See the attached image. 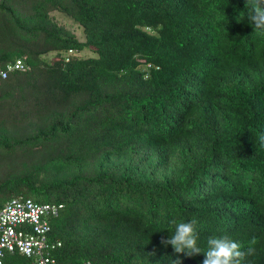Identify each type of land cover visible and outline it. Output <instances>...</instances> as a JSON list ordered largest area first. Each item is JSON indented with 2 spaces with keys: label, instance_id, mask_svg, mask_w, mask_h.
<instances>
[{
  "label": "trees",
  "instance_id": "16d2710c",
  "mask_svg": "<svg viewBox=\"0 0 264 264\" xmlns=\"http://www.w3.org/2000/svg\"><path fill=\"white\" fill-rule=\"evenodd\" d=\"M245 5L0 0V208L62 204L57 264H202L161 244L192 219L202 251L255 239L264 264V31Z\"/></svg>",
  "mask_w": 264,
  "mask_h": 264
},
{
  "label": "built area",
  "instance_id": "2783aa9c",
  "mask_svg": "<svg viewBox=\"0 0 264 264\" xmlns=\"http://www.w3.org/2000/svg\"><path fill=\"white\" fill-rule=\"evenodd\" d=\"M72 53L73 50L71 49ZM9 69H26L23 59L8 64ZM7 70L0 68L6 77ZM62 204L38 203L31 198H13L0 208V264L7 252H19L34 259L35 264H57L51 252L57 245L50 236L51 215L58 216ZM81 264H92L87 260Z\"/></svg>",
  "mask_w": 264,
  "mask_h": 264
},
{
  "label": "clouds",
  "instance_id": "9594fccd",
  "mask_svg": "<svg viewBox=\"0 0 264 264\" xmlns=\"http://www.w3.org/2000/svg\"><path fill=\"white\" fill-rule=\"evenodd\" d=\"M245 8L248 9L247 18L254 30L264 31V0H246ZM171 223L175 225L174 231H171L167 238L161 237V244L165 247L171 245L174 254L193 257L203 253L202 264H250L248 258L255 255V239L250 241L247 248H242L241 244L229 235L209 237L207 248L202 251L197 243L195 219L180 223L173 220ZM172 264H180V261L174 260Z\"/></svg>",
  "mask_w": 264,
  "mask_h": 264
},
{
  "label": "rangeland",
  "instance_id": "374dc122",
  "mask_svg": "<svg viewBox=\"0 0 264 264\" xmlns=\"http://www.w3.org/2000/svg\"><path fill=\"white\" fill-rule=\"evenodd\" d=\"M55 17L61 24L74 30L77 36L81 40L85 39V35H84L82 27L78 23H76L71 17H68L67 15H63L60 12H55ZM82 53L85 55L96 54V52L92 50L91 48L85 49L84 51H82Z\"/></svg>",
  "mask_w": 264,
  "mask_h": 264
}]
</instances>
